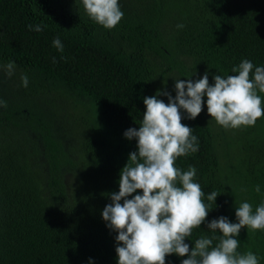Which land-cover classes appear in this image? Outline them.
I'll use <instances>...</instances> for the list:
<instances>
[{
	"label": "trees",
	"instance_id": "trees-1",
	"mask_svg": "<svg viewBox=\"0 0 264 264\" xmlns=\"http://www.w3.org/2000/svg\"><path fill=\"white\" fill-rule=\"evenodd\" d=\"M119 3L124 16L109 30L86 15L82 0H0V98L7 102L0 108V264H117V233L101 214L137 151L124 133L142 121L143 98L158 90L174 97V79L194 73L193 80L207 72L210 84L215 74L235 75L242 59L264 66V0ZM37 24L46 27L29 30ZM57 37L62 53L53 47ZM206 99L196 119L185 113L182 120L199 150L176 161L197 169L212 208L185 241L190 247L212 235L207 222L235 223L241 202L253 209L264 202V116L225 129L208 115ZM212 191L220 193L216 205L207 200ZM237 239L239 252L264 264V230L244 228ZM185 258L172 254L166 264Z\"/></svg>",
	"mask_w": 264,
	"mask_h": 264
},
{
	"label": "clouds",
	"instance_id": "clouds-1",
	"mask_svg": "<svg viewBox=\"0 0 264 264\" xmlns=\"http://www.w3.org/2000/svg\"><path fill=\"white\" fill-rule=\"evenodd\" d=\"M82 5L86 15L105 29L115 28L124 16L119 0H82ZM44 27L28 25L36 32ZM52 43L58 52L64 51L59 37ZM7 67L11 76L14 62ZM231 71L235 75L215 74L211 84L207 72L195 80L191 78L195 73L187 79H174V97L158 90L143 98L142 121L138 128L124 133L126 139L136 140L137 151L129 154L119 173V191L108 193L111 203L101 214L106 226L117 233V264H166V257L172 254L187 257L181 264H259L252 251H238L237 237L244 228L264 230V202L255 209L249 202H241L235 207L237 222L220 216L207 222L212 235H200L191 247L185 242L194 229L206 223L212 208L204 202L205 193L195 180L197 169L190 165L183 170L176 165L178 158L199 150L193 128L182 123L184 114L189 120L196 119L206 97L208 115L225 129L254 126L264 116V66L242 59ZM28 83L27 75L21 76V86L26 88ZM160 96L167 97V103ZM0 108H7L2 98ZM255 191L260 192L259 185ZM219 195L212 191L207 200L215 204Z\"/></svg>",
	"mask_w": 264,
	"mask_h": 264
}]
</instances>
